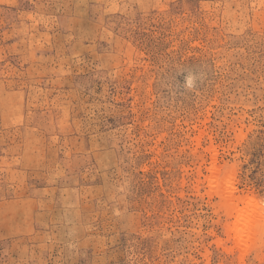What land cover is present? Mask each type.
<instances>
[{"label": "rangeland", "instance_id": "rangeland-1", "mask_svg": "<svg viewBox=\"0 0 264 264\" xmlns=\"http://www.w3.org/2000/svg\"><path fill=\"white\" fill-rule=\"evenodd\" d=\"M0 264H264V0H0Z\"/></svg>", "mask_w": 264, "mask_h": 264}, {"label": "bare ground", "instance_id": "bare-ground-1", "mask_svg": "<svg viewBox=\"0 0 264 264\" xmlns=\"http://www.w3.org/2000/svg\"><path fill=\"white\" fill-rule=\"evenodd\" d=\"M252 206L251 200L243 207L239 206V200L228 203V213L234 216V220L228 226V232L239 245L247 243L249 235L257 231L259 214Z\"/></svg>", "mask_w": 264, "mask_h": 264}]
</instances>
